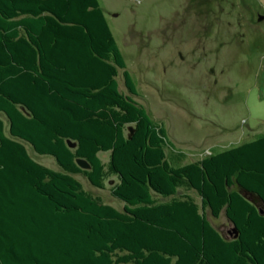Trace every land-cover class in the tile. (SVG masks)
<instances>
[{
	"label": "trees",
	"instance_id": "trees-1",
	"mask_svg": "<svg viewBox=\"0 0 264 264\" xmlns=\"http://www.w3.org/2000/svg\"><path fill=\"white\" fill-rule=\"evenodd\" d=\"M137 95L99 0H0V112L11 135L0 118V264H264V212L241 193L264 205V133L173 165L166 128ZM75 173L101 188L115 174L122 210ZM206 208L223 210L237 236L223 237Z\"/></svg>",
	"mask_w": 264,
	"mask_h": 264
},
{
	"label": "rangeland",
	"instance_id": "rangeland-1",
	"mask_svg": "<svg viewBox=\"0 0 264 264\" xmlns=\"http://www.w3.org/2000/svg\"><path fill=\"white\" fill-rule=\"evenodd\" d=\"M99 2L136 84L135 98L166 128L170 144L165 152L173 165L264 133V0ZM122 70L117 75L119 87L128 93ZM0 118L11 136L7 117L0 112ZM132 128L133 124L125 125L127 136ZM24 144L33 159L63 171L52 155ZM98 155L108 161L109 152ZM73 176L87 192L122 210L123 202L111 193L118 180L115 174L104 178L102 188L83 173ZM182 194L200 204L194 190L179 187L177 195ZM205 213L223 237H232L223 210L217 217L208 208Z\"/></svg>",
	"mask_w": 264,
	"mask_h": 264
},
{
	"label": "water",
	"instance_id": "water-1",
	"mask_svg": "<svg viewBox=\"0 0 264 264\" xmlns=\"http://www.w3.org/2000/svg\"><path fill=\"white\" fill-rule=\"evenodd\" d=\"M76 163H77L81 168H89V166H90V164L87 162V160H85L84 158H81V157H77V158H76ZM241 193H242L246 198H248L249 200H251L252 202H255L254 200H252V199H250V198L248 197V195H252V196L255 198V200H257V201L260 202V204L258 205V207H259V211H260L261 213L264 212V205H263L262 199H261L258 195L254 194V193H252V192H250V191H247V190H241ZM229 232H230V234H232L233 237H236L237 234H238V230H237V228H236L234 225H231V229L229 230Z\"/></svg>",
	"mask_w": 264,
	"mask_h": 264
},
{
	"label": "crops",
	"instance_id": "crops-1",
	"mask_svg": "<svg viewBox=\"0 0 264 264\" xmlns=\"http://www.w3.org/2000/svg\"><path fill=\"white\" fill-rule=\"evenodd\" d=\"M257 203V202H256Z\"/></svg>",
	"mask_w": 264,
	"mask_h": 264
}]
</instances>
